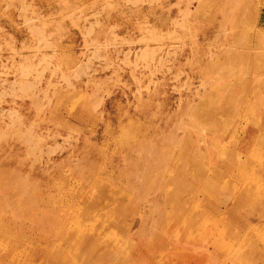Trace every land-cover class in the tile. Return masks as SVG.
<instances>
[{
  "label": "rangeland",
  "instance_id": "obj_1",
  "mask_svg": "<svg viewBox=\"0 0 264 264\" xmlns=\"http://www.w3.org/2000/svg\"><path fill=\"white\" fill-rule=\"evenodd\" d=\"M0 264H264V0H0Z\"/></svg>",
  "mask_w": 264,
  "mask_h": 264
},
{
  "label": "bare ground",
  "instance_id": "obj_2",
  "mask_svg": "<svg viewBox=\"0 0 264 264\" xmlns=\"http://www.w3.org/2000/svg\"><path fill=\"white\" fill-rule=\"evenodd\" d=\"M101 208V207H100ZM62 258V257H61Z\"/></svg>",
  "mask_w": 264,
  "mask_h": 264
}]
</instances>
